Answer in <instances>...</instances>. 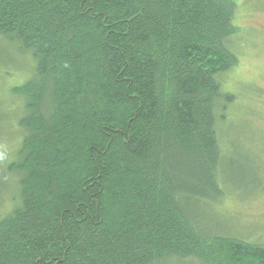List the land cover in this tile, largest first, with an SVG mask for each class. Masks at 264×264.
Wrapping results in <instances>:
<instances>
[{
    "label": "trees",
    "instance_id": "trees-1",
    "mask_svg": "<svg viewBox=\"0 0 264 264\" xmlns=\"http://www.w3.org/2000/svg\"><path fill=\"white\" fill-rule=\"evenodd\" d=\"M233 0H0L33 66L0 264H264L202 222L238 64ZM2 193H6L3 192Z\"/></svg>",
    "mask_w": 264,
    "mask_h": 264
},
{
    "label": "rangeland",
    "instance_id": "rangeland-1",
    "mask_svg": "<svg viewBox=\"0 0 264 264\" xmlns=\"http://www.w3.org/2000/svg\"><path fill=\"white\" fill-rule=\"evenodd\" d=\"M233 1L238 64L222 77L223 91L234 97L218 124L225 149L218 170L222 196L200 209V216L217 235L264 246V0ZM32 66L29 56L12 53L0 40V216L13 196L3 190L15 182L7 166L17 160L24 135L17 124L23 101L10 91L28 79Z\"/></svg>",
    "mask_w": 264,
    "mask_h": 264
}]
</instances>
